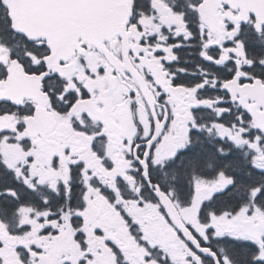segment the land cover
<instances>
[{
    "label": "snow or ice",
    "instance_id": "6c2138e0",
    "mask_svg": "<svg viewBox=\"0 0 264 264\" xmlns=\"http://www.w3.org/2000/svg\"><path fill=\"white\" fill-rule=\"evenodd\" d=\"M0 264H264V0H0Z\"/></svg>",
    "mask_w": 264,
    "mask_h": 264
}]
</instances>
